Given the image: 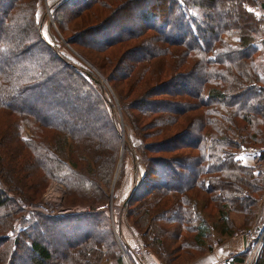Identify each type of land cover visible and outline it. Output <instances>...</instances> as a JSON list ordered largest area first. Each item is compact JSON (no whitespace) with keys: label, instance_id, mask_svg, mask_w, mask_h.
Segmentation results:
<instances>
[{"label":"trees","instance_id":"16d2710c","mask_svg":"<svg viewBox=\"0 0 264 264\" xmlns=\"http://www.w3.org/2000/svg\"><path fill=\"white\" fill-rule=\"evenodd\" d=\"M1 1L4 8L0 12V29L12 25L24 14L29 26L36 24L32 30L36 38L25 42L20 54L14 49L15 43L0 40V57L6 54L15 58V52L23 55L38 49L41 62L29 57L1 63L0 181L5 191L0 187V264H12L13 258L22 263L23 258H18L21 251L35 256L31 264H48L51 250L27 234L38 227L37 219L43 217L29 212L17 219L22 209L15 199L34 203L36 194L48 181L58 179L66 184L69 196L80 195L81 202L93 210L87 213L88 217L93 215L98 223L107 220L108 226L105 212L94 209L99 203L107 202L118 163L121 132L114 103L100 81L91 72L69 62L38 31L35 10L40 0ZM131 1L140 6L144 3L147 8L144 13L135 17L134 12L131 16L134 26L125 25L124 31L117 26L111 29L113 35L101 44L84 45L86 30L108 26L107 21ZM72 2L63 0L60 4L59 12L71 15L64 22L55 16L60 33L69 41L63 34L66 26L71 21L75 26L81 25L70 38L74 47H87L102 54L109 73L77 48L78 56L105 76L115 93L121 117L141 139L138 147L144 180L133 189L125 208L133 235H141L161 264H177L188 251L205 246L210 235L206 215L214 220L217 216L219 227L223 228L221 232L231 234L235 228L228 213L240 210L248 217L242 225L250 227L264 195V78L256 64L257 45L264 46V9L261 8L264 0H85L82 5ZM69 6L71 10L66 12L64 9ZM232 8V17L217 22L221 17H217L218 12ZM125 43L135 46H130L126 53L127 45L121 46ZM144 49L148 52L140 55ZM48 71L54 74L63 71L72 85V89L60 87L59 91L74 90L80 102L95 107L109 132V141L105 140L104 132L95 133L87 126L85 130L69 129L62 122L45 120L15 105L22 97L44 89L52 81ZM195 73H200L199 82L190 89L185 80ZM174 84L176 87L171 89ZM244 95H251L250 102H239ZM164 96L166 99L160 98ZM212 105L216 109L208 110ZM169 106L174 111L166 110ZM148 125L150 132H145ZM194 125L196 135L191 136ZM161 137L163 145L160 142L158 147L150 141ZM166 143L169 145L165 146ZM241 145L262 148L249 154L255 161L253 165L242 163ZM124 146L130 153V147L126 143ZM149 149L158 153L189 151L155 160L147 156ZM183 173L188 177L187 183L180 180ZM169 176L173 180L179 177L180 184L169 186ZM194 189L208 194V198L204 201L194 197L191 193ZM18 220L19 229L12 238L10 232ZM42 230L48 231L47 227ZM184 233L193 234V238L183 240ZM103 244V239L93 237L92 243L83 241L73 253L64 247L65 258L61 261L100 264L102 259H112L104 255ZM107 245L114 247L110 241ZM127 255L131 264H139L128 251ZM256 264H264V258L260 257Z\"/></svg>","mask_w":264,"mask_h":264},{"label":"rangeland","instance_id":"374dc122","mask_svg":"<svg viewBox=\"0 0 264 264\" xmlns=\"http://www.w3.org/2000/svg\"><path fill=\"white\" fill-rule=\"evenodd\" d=\"M83 1L85 0H73L72 5L76 3L77 5H82ZM1 2L2 1L0 0V12L4 8L2 7ZM62 3L63 0L38 1V10H35L36 20L39 24L38 31H40L41 34H43L44 39L47 40L54 48H56V50L61 53L69 62L81 67V69L86 72H91L96 77V79L100 81V85H103L104 89H106L107 91V97L111 100L112 103H114V113L119 122L121 136L123 135V141L122 138H120L119 142L120 148L117 158L118 163L116 164V167L112 174L113 177L109 186L110 191L108 193L107 202L99 203L94 209L96 210L99 208L98 210H101V207H104L101 211L105 212L107 216L105 217L108 218V226L106 224L107 220H104L105 223H101L102 221L98 223L99 220L94 218L93 215H89L88 217L87 213L91 214L93 210L87 207L86 203L81 202L80 195L74 194L69 196L67 193L68 191L66 184L64 183V181L58 179H50L45 188L41 189L39 193L36 194L38 196L34 203L26 204L21 201V199H15L17 205L22 209L17 219H19L21 216H26L27 214H29V212H32L35 215H37L38 213L41 217H43L42 220L37 219L40 223L38 224V227H35L34 230L28 231L27 234L31 239L37 240L39 243L43 244L51 250L52 257L51 261H49L48 264H65L61 261L65 258L64 247L69 248L73 253L74 251L79 250L80 245L83 244V241L87 242V244L92 243L93 237H98L101 240L103 239L104 244L102 247H104V255H107V258H112L110 260L102 259L100 260V264H129L128 260L125 259V256L127 255V250H125L126 246L124 245V240H126L127 243L139 242V244L143 246L147 254V258H145V260L148 261V263H150L151 261L153 262V264H161L160 260L157 259L156 253L153 251L152 247L149 248L145 244V240L141 238V235H133V233L130 231V221L127 217H125L127 199L131 196L133 189L141 185L144 180L142 174L143 168L140 162L141 153L139 151V148L141 147L139 145V142H141V139L133 131H130L123 117H121V114L119 112V106L118 103H116V97L114 96L115 93L106 81L105 76L101 75L98 71V68H100L101 70H106L109 73V68L107 69L106 67L104 56L102 54H98L97 51H94L93 49H88L87 47L81 48L76 45L74 47L72 41L70 40V38L74 36L72 35L73 31L75 32L76 28H81V25L75 26V23L71 21V23L66 26V29L64 30L63 34L64 36L69 37V41H67V38H64L63 35L60 33V29L58 28L59 25L57 22L58 20L55 19V16L58 15V19H60L62 22L67 19V16H71H64L63 12H59V7ZM140 5L141 4L135 5L132 1L128 5L123 4L121 8L117 11V13L107 21V23H109L108 26L105 25L106 27L100 28L101 26L98 25L99 27L95 29L86 30L88 34L83 37V42L86 43L84 45L91 46L101 44V42L106 40L108 36L113 35L111 29L116 28L117 26L122 31H124L125 25L134 26L133 17H131L134 15V12L136 17L139 13L142 14L144 13L145 9H147L146 4L142 3V6ZM149 5L153 6L152 2H150ZM71 6H69V8L67 9L65 8L64 10H66V12L70 11ZM97 8L101 9L100 7ZM232 10L234 9H227L224 10L223 13L218 12L219 10L216 11L219 15L217 17L221 16L217 20V22H222L224 20V17H232V15H234V13H232ZM115 20L116 23L113 25V22ZM34 27H36V24H32V26H29V22L25 19V15L22 14L18 18V20H14L12 25L6 26L5 28L2 27L3 30L0 29V40L5 41L6 43H15L14 49H16V51L20 54V51L25 46V42H29V40H35L36 37L32 31ZM93 30L95 31L93 32ZM166 32L169 33L168 30ZM102 34H104V36ZM71 43L72 46L70 45ZM126 45L127 43L122 44L121 46L126 47ZM130 46H135V43H129L126 48L128 49ZM77 48L83 52L86 58H89L91 61H94L97 65H99L98 68H95L89 62L86 63L85 61L81 60V58L76 52ZM130 48L126 50V53L129 52ZM148 49H144V51H142L140 55H144V53L148 52ZM257 49V70L260 76L264 78V46L258 44ZM17 52H15V58H11L8 57L6 54H2L0 57V68L3 67L1 63L5 60H12L15 62L16 59L22 60L28 59L29 57H33V59L36 60V63L41 62L38 49H34L33 51L29 50V52L23 55H19L17 54ZM135 56L137 55H134L133 57ZM130 61L131 60L124 64L121 72L125 70L126 66L130 63ZM47 74L49 77L52 78V81H50V83H48L44 89L41 88L38 91H32V93L28 95V97H22L21 99H19L15 103V105L21 107V109L28 113L33 112L37 116H42L45 120H49L55 123L62 122L66 124V127L69 129H76L77 131H79L87 129V126L88 128L90 127L91 130L95 133L104 132L106 133L104 135L105 140L109 141V132H106V126L104 125V121L100 117L101 115L95 109V107L92 104H84L80 102L77 98L78 95L74 90H72V93H62V91H59L60 87H63L64 89H72V85H70L68 81H66L68 80V78L65 76L64 72L62 71L59 72V74H54L53 71H48ZM199 78L200 73H195L190 78L185 80V82H187V86L190 89H194L195 87H197L196 85L199 82ZM175 84L178 86L179 83L176 82ZM175 84L171 87V89L176 87ZM160 98L166 99L165 96ZM250 98L251 95H244L239 98V102L246 104L248 101L250 102ZM216 107V105H212L207 109L215 110ZM166 110L174 111L170 106L166 108ZM144 131L150 132V126L148 125ZM190 135H196V125L191 128ZM161 140L163 141L164 139H162L161 137L152 139L150 141L152 143H155V146L158 147L160 146L159 144ZM125 143L127 146L130 147V153L128 151H125ZM161 145H163V142H161ZM164 145L168 146L169 144L166 143ZM155 151L156 150L149 149L147 151V156L149 155V158L152 157L155 160L156 158L159 159L162 157L170 159L174 156L176 157V155H180L181 153H186L189 150L179 149L174 152L162 151L161 153ZM241 156L243 164L253 165L255 163L252 156H244L242 154ZM187 171L190 172L189 170ZM157 179L158 178L154 180L157 181ZM178 180L179 177L173 180L172 177L169 176L167 177V184L169 186L177 185V183L179 182ZM180 180L183 183H187V175L183 173ZM0 187L3 188V191H5V187H3L1 181ZM191 193L194 197L203 198L202 200L204 201L208 198V194H205L198 189H194L193 191H191ZM211 207H213V209L215 208L213 203L211 204ZM214 213L217 212L214 211ZM214 213H211V215H216ZM256 213V219L253 221L250 227L245 228L246 226L242 224L244 223L245 219H248V217L246 218V216H244L243 213L240 212V210H235V212H229L228 217L233 222V226L235 228V230L231 234L221 232L223 228L219 227L220 224L217 220V216L216 218L213 216V218L216 219L214 220L210 216L206 215L205 221L206 223L208 222L210 235L207 236L208 239L206 238L205 246L202 249H193L191 251H188L187 255H189L190 257L185 255L184 259L182 261H179V263L177 264H233L234 259L236 264H242L247 258L248 252L253 247L255 248L251 253V257L248 256L251 258L249 264H256L257 260L260 257L264 258V252L262 255V250H264V238L261 241L257 240V236L260 234V231L264 230V195L260 198L258 202ZM78 215H80V217L77 219ZM81 215L84 216L81 217ZM18 221H14L15 226L10 232L12 238L16 236V231L19 229L20 221ZM170 224L172 225L173 223ZM96 226H98L99 228H96ZM44 227H47V232L44 230L40 231ZM250 230L252 231V243L246 242L243 236V231ZM131 233L133 235L132 237ZM184 235L186 236L183 240H190L191 238H193V234L184 233ZM107 241H110L112 246L114 247L109 248L108 245L106 246ZM241 242H245L246 246L244 245L243 250L241 251L242 254H239L241 252L238 250L237 247ZM228 245L230 246V249H232L231 251L227 249ZM175 246H178V244L176 243ZM115 252L116 255L113 256ZM124 253H126V255H124ZM20 256L18 258H23L24 261L20 263L19 260H15V258H13L12 264H18V262L19 264H31V262H33L35 258V256H31L30 252L26 253L24 251H21ZM28 256H31V259H28ZM127 257L129 258L128 255ZM237 258L241 260L237 261ZM240 261L241 263H238Z\"/></svg>","mask_w":264,"mask_h":264},{"label":"built area","instance_id":"2783aa9c","mask_svg":"<svg viewBox=\"0 0 264 264\" xmlns=\"http://www.w3.org/2000/svg\"><path fill=\"white\" fill-rule=\"evenodd\" d=\"M262 149V148H261ZM261 149L253 147V146H247L244 147L243 145L240 146V153H242L243 155H249V154H254L257 153L259 151H261ZM103 210L104 207H101ZM106 208V207H105ZM99 209V208H98ZM96 209V210H98ZM244 233V240L248 243H252L251 242V237H252V231H243ZM264 238V230L260 231V234L257 236V240L261 241ZM255 247H253L252 249H250V251L248 252V256L251 257V253L253 252ZM129 255L134 259L137 260L139 264H153V262L148 263V261L145 260V258H147V254L143 248V246H141L139 244V242L134 243L133 245H131V247H129L127 249ZM124 255H126V253H124ZM245 259V261L242 264H249L251 258L248 257ZM125 259L128 260L129 264H131V261L129 260V258L127 257V255L125 256ZM156 264V263H155Z\"/></svg>","mask_w":264,"mask_h":264},{"label":"crops","instance_id":"0c3cea01","mask_svg":"<svg viewBox=\"0 0 264 264\" xmlns=\"http://www.w3.org/2000/svg\"><path fill=\"white\" fill-rule=\"evenodd\" d=\"M130 232V231H129ZM133 235H132V233H131V237H132ZM126 239V238H125ZM243 241V240H242ZM135 242H132V243H127V241L126 240H124V245L127 247V249L129 248V247H131V245H133ZM244 245L246 246V244H245V242L243 243V242H241L239 245H238V250L241 252L242 250H243V247H244ZM228 248L227 249H229L230 251L232 250V249H230V246L228 245L227 246ZM216 248V247H215ZM238 251V252H239ZM151 262V261H150Z\"/></svg>","mask_w":264,"mask_h":264},{"label":"water","instance_id":"95a60500","mask_svg":"<svg viewBox=\"0 0 264 264\" xmlns=\"http://www.w3.org/2000/svg\"><path fill=\"white\" fill-rule=\"evenodd\" d=\"M261 7L264 8V3L261 4ZM122 141H123V135L121 136Z\"/></svg>","mask_w":264,"mask_h":264}]
</instances>
